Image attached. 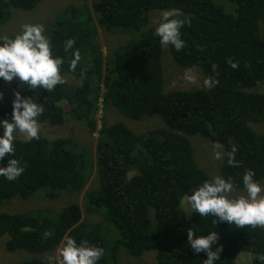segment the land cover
<instances>
[{
    "label": "trees",
    "instance_id": "16d2710c",
    "mask_svg": "<svg viewBox=\"0 0 264 264\" xmlns=\"http://www.w3.org/2000/svg\"><path fill=\"white\" fill-rule=\"evenodd\" d=\"M41 1L0 0V27L11 19L12 11H31ZM83 1L81 7L66 8L46 31L54 51L65 57L63 75L70 74L80 85L69 86L66 80L52 92L33 93L18 79H14L17 88L14 80L0 79V119L11 118L15 92L34 95L46 109L40 123L62 126L77 119L91 134L97 133L96 159L84 144L70 138L17 139L14 158L26 166L25 172L13 182L0 177V207L6 201L13 203L16 197L48 200L81 193L94 169L99 188L85 194L83 205L73 202L56 209L57 213L49 207L15 214L0 208V238H8L5 248L12 253L55 252L69 234L78 242L88 240L103 247L99 264L142 260L150 253L152 264H203L207 257L192 252L187 229L193 227L198 235H206L214 230V218H201L188 206L186 210L187 202L182 199L213 175L200 167L190 139L201 136L213 145H223L225 151H230L232 144L238 146L239 166H228L226 158L218 166L220 175L237 180V191L243 188L241 178L246 169L264 181V93L257 91L264 84V0H229L235 15L214 0ZM152 11H174L180 18L191 19L181 29L185 47L180 52L160 45L154 35L156 24L150 25ZM98 25L135 37L106 61ZM69 38L81 53L74 72L69 69L72 50L63 51ZM166 54L179 68L199 70L204 80L212 77L218 83L203 89H168ZM231 62H238V68H232ZM101 104L103 108L111 104L127 119L139 121L136 123L158 115L160 123L139 133L125 123L107 126L102 119L98 129ZM185 211H191V216ZM93 214L104 220L89 221L88 215ZM103 221L119 230L113 244L104 234ZM215 230L223 245L220 264H260L256 258L264 254V227L238 229L225 222L217 223ZM106 233L108 236L111 231ZM241 254L254 257L237 260ZM28 258L18 264H49L44 258ZM52 264H61V257Z\"/></svg>",
    "mask_w": 264,
    "mask_h": 264
},
{
    "label": "clouds",
    "instance_id": "9594fccd",
    "mask_svg": "<svg viewBox=\"0 0 264 264\" xmlns=\"http://www.w3.org/2000/svg\"><path fill=\"white\" fill-rule=\"evenodd\" d=\"M190 23L189 17L180 18L174 11H164L156 22L154 35L159 38L162 47L171 46L180 52L185 47L181 29ZM46 31L43 24H25L14 36H0V79L5 82L18 79L33 93L36 90L52 92L58 85L66 83V75H63L65 57L54 51L53 41ZM129 36L131 39L135 37ZM75 43L74 39L69 38L63 45L64 53L72 50L69 69L73 72L81 62L80 51L74 49ZM238 66V62H231L232 68ZM216 67L213 64V71ZM186 78L192 79L191 76ZM204 83L213 87L218 80L206 77ZM14 97L11 118L0 119V177L8 182L18 180L26 168L19 159L14 158L18 136H23L29 142L39 139L40 118L46 111L44 103L39 102L34 95L24 96L21 91H17ZM0 99H3V93H0ZM215 148L216 160L223 161L226 158L228 166H239L236 159L239 148L236 144L231 145L230 151H225L224 146L219 143ZM5 158L6 163H2ZM255 177L256 173L252 169H246L241 178L242 194L236 195L237 180L231 176L216 174L183 197L182 203L186 201L193 214H198L201 218H214V230L207 231L206 235H198L193 227L187 229V241L192 252L204 253L207 257L203 264L221 262L223 245L219 243L220 233L215 230L217 223L226 222L238 229L245 226L264 227V184ZM47 235L50 236L51 233ZM61 245V264H99L105 252L103 247L88 240L78 242L69 234L62 238ZM256 259L260 264H264V254L258 255ZM49 264H52L51 259Z\"/></svg>",
    "mask_w": 264,
    "mask_h": 264
},
{
    "label": "rangeland",
    "instance_id": "374dc122",
    "mask_svg": "<svg viewBox=\"0 0 264 264\" xmlns=\"http://www.w3.org/2000/svg\"><path fill=\"white\" fill-rule=\"evenodd\" d=\"M217 5H220L224 8V10L228 14L235 15V6L229 0H214ZM83 0H42L38 6L31 11H12L11 19L3 26L0 27V36H10L12 34L19 33L25 24H43L45 29L48 31V25L51 22H54L55 18L58 17L63 11L66 10L69 6H77L81 7L83 5ZM89 7H92V4L88 3ZM164 11H152L150 13V25L156 24V19L158 18V14H162ZM261 25L262 32L264 33V19ZM99 36L98 40L103 48L104 58L106 61L111 60L112 55L115 51L121 49L122 46L127 45L128 41L131 39V36H127V34H123L121 32H108L103 27L98 25ZM134 37V36H132ZM132 40V39H131ZM163 62L166 67L167 75L166 80L168 84V89L174 90H190V89H203L205 88L204 79L202 77V73L199 70H188L179 68L171 59L169 54L163 56ZM186 76H191L192 79L189 80ZM65 80L69 86L76 87L80 85L81 81L76 79L75 77L69 75L65 76ZM12 82V81H11ZM10 82V83H11ZM17 80H14V85L17 88ZM208 87V86H206ZM258 92L264 93V84L257 89ZM101 101V100H100ZM67 103H63L66 105ZM70 108L69 105L65 106V109L68 110ZM159 115L156 116V119L152 118H144L142 121L148 120V122L136 123L139 121H131L127 119L117 110L116 107L108 104L103 108V105L98 109L97 121H98V129L101 128V120L104 119L107 126H113L117 123H125L129 128L139 129L138 132L142 133L151 127L159 125ZM103 120V121H104ZM162 120V119H161ZM41 124V132L39 137H45L50 140L58 139V138H70L75 142L84 144L88 150H91L96 159V145L98 135L91 134L87 126L84 122L79 121L77 119H71L67 123L62 126H51ZM255 127V126H254ZM258 131H261V128H256ZM17 139L22 141L26 140L23 136H18ZM191 144L194 146V157L198 161L201 168L205 169L210 175L219 174L218 166L220 167L222 164L221 160H216L214 158V153L217 150L215 145H213L209 140L201 137L194 136L190 139ZM99 176L97 170L94 169L90 180L88 181L85 189L81 193H72L65 194L56 199H48V200H27L22 201L16 200L18 197L14 198L13 203L8 204L6 201L0 208L1 211H5L10 214H15L19 212H25L27 209H44L49 207L54 213L59 212L56 209H61L63 206H68L73 202H78L80 205H83L85 194L90 190H97L99 188ZM264 184V181L261 182ZM236 195L242 194L240 191L235 193ZM8 204V205H7ZM190 209L188 204L184 203V207L187 210ZM191 210V209H190ZM186 212V211H185ZM188 213V214H187ZM188 217L191 216V211L186 212ZM87 218V217H86ZM88 220L91 222H101L104 220L103 216L93 214L88 215ZM102 226L104 227V234L107 237L110 244H113L115 240L119 238V230L115 227V225L109 221H103ZM110 230V235L107 236L106 231ZM8 240L7 237L0 238V264H18L20 259L22 258H39L43 260H58L60 258L59 249L55 252H47L43 254L29 253L24 250H18L15 252H8L5 248V242ZM29 255V256H28ZM243 256H249L253 259V255L251 254H241L238 256L237 260H239ZM153 254L150 253L142 260H130L126 259L123 261V264H152Z\"/></svg>",
    "mask_w": 264,
    "mask_h": 264
}]
</instances>
